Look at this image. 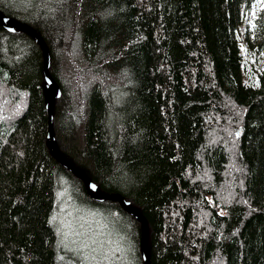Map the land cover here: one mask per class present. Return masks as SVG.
I'll return each mask as SVG.
<instances>
[{
    "label": "trees",
    "instance_id": "1",
    "mask_svg": "<svg viewBox=\"0 0 264 264\" xmlns=\"http://www.w3.org/2000/svg\"><path fill=\"white\" fill-rule=\"evenodd\" d=\"M257 1L0 0L48 51L58 156L145 219L151 264H264ZM43 64L28 31L0 23V264H78L55 222L79 194L115 215L145 264L141 220L91 199L53 155Z\"/></svg>",
    "mask_w": 264,
    "mask_h": 264
},
{
    "label": "rangeland",
    "instance_id": "2",
    "mask_svg": "<svg viewBox=\"0 0 264 264\" xmlns=\"http://www.w3.org/2000/svg\"><path fill=\"white\" fill-rule=\"evenodd\" d=\"M256 3L264 6L262 1ZM251 13L252 9L248 14ZM257 54L262 66L264 44ZM60 203L61 214L55 222L59 245L72 252L78 264H132V245L116 222L115 215L104 213V205H93L80 194L73 200L64 195ZM75 254L80 260L75 258Z\"/></svg>",
    "mask_w": 264,
    "mask_h": 264
},
{
    "label": "water",
    "instance_id": "3",
    "mask_svg": "<svg viewBox=\"0 0 264 264\" xmlns=\"http://www.w3.org/2000/svg\"><path fill=\"white\" fill-rule=\"evenodd\" d=\"M0 23L2 24V26L7 29L8 31H14L16 28H21V29H25L26 31H28L40 44L42 51H43V57H44V64H43V75H44V79L46 81L47 86L51 85L53 88V91L51 93V95L48 97L47 101H46V112H47V137L49 139V144H50V148L51 151L53 153V155L56 157V159L62 163V165H64L68 170H70L72 173H74L77 177H79L80 179L83 180L84 184H85V188L86 191L89 195V197L95 201H103L106 199H110V198H114L117 199L122 206L124 207V209L129 212L130 214L138 217L141 222H142V233H141V252H142V257L145 261V264H151L150 259H149V255L147 253L146 250V235H147V224L145 219L139 215L138 213L134 212L131 208H129L128 203L120 196L116 195V194H102V195H98L95 194V191H92L89 188L90 184H94L93 182H91L90 180H88L85 176H83L80 172H78L73 166L65 163L57 154L56 150H55V146H54V139H53V134H52V129H51V119H52V102L55 98H57L60 95V90L58 85L56 84L55 80L52 79V77L50 76L49 72H48V68H49V55H48V51L46 49V46L42 40V38L29 26L22 24V23H10L7 21V18L4 17L1 13H0Z\"/></svg>",
    "mask_w": 264,
    "mask_h": 264
},
{
    "label": "snow or ice",
    "instance_id": "4",
    "mask_svg": "<svg viewBox=\"0 0 264 264\" xmlns=\"http://www.w3.org/2000/svg\"><path fill=\"white\" fill-rule=\"evenodd\" d=\"M89 188H90L92 191H97V190H98V187H97V185H95V184H90V185H89Z\"/></svg>",
    "mask_w": 264,
    "mask_h": 264
},
{
    "label": "bare ground",
    "instance_id": "5",
    "mask_svg": "<svg viewBox=\"0 0 264 264\" xmlns=\"http://www.w3.org/2000/svg\"><path fill=\"white\" fill-rule=\"evenodd\" d=\"M147 224V223H146Z\"/></svg>",
    "mask_w": 264,
    "mask_h": 264
}]
</instances>
